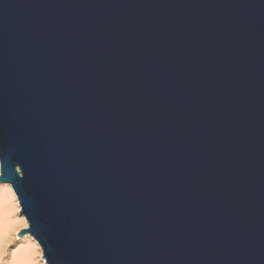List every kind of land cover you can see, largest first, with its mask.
<instances>
[{
    "label": "water",
    "instance_id": "obj_1",
    "mask_svg": "<svg viewBox=\"0 0 264 264\" xmlns=\"http://www.w3.org/2000/svg\"><path fill=\"white\" fill-rule=\"evenodd\" d=\"M0 182L46 264H264V0H0Z\"/></svg>",
    "mask_w": 264,
    "mask_h": 264
},
{
    "label": "bare ground",
    "instance_id": "obj_2",
    "mask_svg": "<svg viewBox=\"0 0 264 264\" xmlns=\"http://www.w3.org/2000/svg\"><path fill=\"white\" fill-rule=\"evenodd\" d=\"M19 211L20 204L12 185L0 182V258L11 239L12 229L16 240L11 248L10 260L3 264H46L38 241L29 233L18 236V227L28 225L25 216Z\"/></svg>",
    "mask_w": 264,
    "mask_h": 264
},
{
    "label": "rangeland",
    "instance_id": "obj_3",
    "mask_svg": "<svg viewBox=\"0 0 264 264\" xmlns=\"http://www.w3.org/2000/svg\"><path fill=\"white\" fill-rule=\"evenodd\" d=\"M19 230L23 228V226H19L18 227ZM18 233V232H17ZM14 242H16L15 240V231L12 229V235H11V239L7 242V246L4 250V252L1 254V258H0V264H3V262H7L10 260V253H11V248L14 245Z\"/></svg>",
    "mask_w": 264,
    "mask_h": 264
},
{
    "label": "snow or ice",
    "instance_id": "obj_4",
    "mask_svg": "<svg viewBox=\"0 0 264 264\" xmlns=\"http://www.w3.org/2000/svg\"><path fill=\"white\" fill-rule=\"evenodd\" d=\"M20 169L18 168L17 171H19Z\"/></svg>",
    "mask_w": 264,
    "mask_h": 264
}]
</instances>
